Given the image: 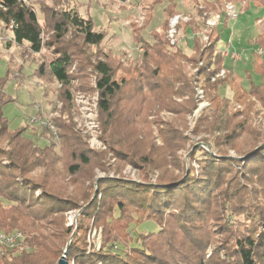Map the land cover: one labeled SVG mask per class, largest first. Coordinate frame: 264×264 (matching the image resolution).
<instances>
[{
    "label": "rangeland",
    "instance_id": "374dc122",
    "mask_svg": "<svg viewBox=\"0 0 264 264\" xmlns=\"http://www.w3.org/2000/svg\"><path fill=\"white\" fill-rule=\"evenodd\" d=\"M26 1L35 7L45 44L55 41L52 14L64 12L69 6L81 17L91 18L95 31L105 35L98 47L84 45L74 31L57 42L58 47L73 53L71 86L65 87L48 71L43 77L37 72L39 66L48 65L54 48L45 45L35 54L27 43L16 45L11 29L0 23V79L5 81L3 91L9 101L2 111L8 130L17 134L23 129L18 135L31 141L30 144L21 139L29 144H18L16 137L7 136L5 130L0 132V149L6 155H22L24 163L32 168L27 177L55 195L78 202L79 209L64 216L66 226L73 229L72 235L77 232L82 213L95 200L98 207L102 203V218L108 223L120 216L119 199L106 197L100 191L103 180H124L150 187L158 184L163 175L178 177L176 185L190 175L196 193L187 187L171 211L163 210L165 197L157 198L152 192L144 194L145 204L141 205L133 204L130 198H120L127 206V218L120 222L121 231L110 244L113 251L149 250L170 264H242L240 242L252 240L258 249L255 261L264 264V244H260L264 241V106L257 101L255 109H244L229 100L230 109H200L201 103L210 104L203 93L202 98L197 95L196 108L187 109L178 105L186 99L181 95L155 97L147 78L156 67L166 78L173 77V63L166 64L158 58L157 51L147 50L160 42L161 38L154 33L167 19L170 28L164 35L169 38L171 21L176 16L169 18L166 9L176 3L180 20L188 22L190 17L199 20L194 8L204 0ZM228 3L234 4L229 0L224 6ZM249 10L255 14L244 31L234 33L230 46L243 60L225 64L235 74L236 85L244 89H250V81L255 86L262 82L252 64L260 49L255 39L263 32L257 18L264 17V9L250 4ZM152 14L150 26L138 32ZM245 19L240 16L238 20ZM203 30L205 24L199 34L205 42ZM230 33L228 29L222 34L224 43ZM176 40L178 47L167 46L164 55L173 56L179 48L191 57L192 32L177 30ZM100 60L112 67L114 79L130 80L113 99L110 114L99 108L97 73L93 66ZM189 69L188 66L185 71ZM220 94L231 98L233 92L223 87ZM256 145L260 148L250 153ZM43 147L44 154L38 157L36 151ZM45 156H49L47 169L38 166ZM82 156L88 158V164ZM210 158L213 164L208 167ZM0 163L1 176L9 162L4 159ZM76 165L79 171L73 173L72 167ZM156 203L163 206L160 212ZM33 207L39 211L46 209ZM97 212L88 221L86 239L91 235L103 242L105 227L98 223ZM106 229L115 232L107 225ZM144 234L148 235L145 239L140 236Z\"/></svg>",
    "mask_w": 264,
    "mask_h": 264
},
{
    "label": "trees",
    "instance_id": "16d2710c",
    "mask_svg": "<svg viewBox=\"0 0 264 264\" xmlns=\"http://www.w3.org/2000/svg\"><path fill=\"white\" fill-rule=\"evenodd\" d=\"M69 1L71 2V0ZM226 1L229 0H204L195 4L194 8L200 21L193 17H190L188 22L179 21L176 30H183L184 33L190 31L193 34V54L191 57L179 48L178 52L173 56L164 55L167 54L164 53L166 47L171 46L168 36L164 35V31L170 28L168 19L160 25V30L154 33V36L156 38L160 37L161 40L152 46L148 45L147 50L157 51L158 58L160 60L164 59L166 64L169 62L173 63L172 78H166L161 75L157 71L159 67L153 68V74L149 77L147 76L151 92H153L155 97L161 98L169 94L181 95L182 98L186 99L181 105H178L187 109H195L197 106L196 88L199 87L203 90L206 100L210 101V106L207 109H230V101L239 103L244 109H255L257 101L264 106V17L257 18V21L261 22L263 32L258 34L255 39V43L258 44L263 53L261 55L255 53L252 64L256 73L262 79L261 84L255 86L250 81V89H244L241 85H236L235 74L231 70H227L224 78L213 81L220 71L225 68L226 59L220 50V45L222 33L228 29V24L231 22V19L224 13V2ZM232 1L234 5L243 4L240 11L242 9L243 11L248 10L250 4L264 9V0ZM34 8V5L27 1L0 0V23L11 29L13 42L16 45L21 46L27 43L35 54H39L45 45L49 48H54V54L50 58L48 65L39 66L37 72L43 77L48 71L61 85L70 87L71 76L69 71L73 64V53L68 48L58 47L59 44L57 42H62L69 33L74 31L82 38L84 45L98 47L104 41L105 35L103 32L95 31V23L91 18L81 17L75 8L69 6V9L64 12L52 14L51 28L55 41L45 44L43 26L40 24ZM215 10L218 11L217 13L222 14V20L217 27L208 32V42H202L199 36L202 32V25L205 24L211 12ZM165 12L169 18L179 15L178 5L172 3ZM152 16L153 14L149 16L138 32H142L150 26L149 24L153 20ZM46 25L48 24L46 23ZM175 46L178 47L177 44ZM188 66L190 69L189 72H186L185 70ZM93 67L97 73L96 89L99 92V108L103 113L110 114L113 99L122 91L125 85H128L130 80L117 81L114 79L112 67L104 60L98 61ZM248 77L250 79L249 75ZM175 86L176 89L174 88ZM4 87L5 81L0 79V132L6 130L7 136L16 137L15 141L18 140V144H25L27 143L26 141L31 144L29 139H22L18 135L23 129L19 130L17 134H12L8 130L9 125L2 111L3 106L9 102L7 100L8 96L3 91ZM223 87H227L233 92L231 98L221 96L220 89ZM172 89H175L174 93L171 92ZM21 139L25 140V143ZM258 146H254L249 152L252 153ZM40 149L36 151L38 157L44 154L43 150L46 148ZM48 157L42 158V164H38V166L47 169L49 167ZM206 157L210 156L206 155ZM4 159L9 162V166L6 167L7 171L5 173L2 172L0 176V231L7 233L20 231L26 236L31 251L15 257H4L1 259L0 264H57L69 242L70 247L67 258L68 260L75 259L76 264H94L97 262H103L104 264H170L169 262H164V259L160 258L158 254L149 250L133 248L128 253L113 251L114 246L110 244L117 239L116 235L121 231L119 228L120 222L127 218L125 217L127 206L124 205V200L120 198H130L133 204L139 203L141 205L145 204L144 194L152 192L157 198H163L164 196L165 199L162 202L165 207L163 210L171 211L179 203L187 187L190 188L188 190L196 193L195 183L193 179H189L190 175L179 185H176L179 180L178 177L163 175L158 184L150 187L124 180H103L100 183V191L106 197L119 199L117 202H119L118 210L120 211V216L113 223H108L106 218H102L104 213L102 203L98 207V202L95 200L82 213L78 222L77 232L72 235L73 229L66 226L64 216L69 211L78 210V202L65 196L55 195L42 184L36 183L27 177L26 175L31 173L32 168L28 166V163H24L21 154L6 155V152L0 149V162ZM82 160L85 164L89 163L88 158L85 156H82ZM207 161L208 167L213 164V159L210 158ZM0 164L2 165V163ZM76 171H79L78 165L72 167V172L75 173ZM36 192H40V194L34 199L32 196L36 195ZM176 193H178V196ZM133 197H136L137 200L131 199ZM172 197L174 200L170 202V199H173ZM3 202H7L9 205L4 206ZM33 206H44L46 209L39 211L33 209ZM155 207L159 208L157 211L160 212L163 206L160 207L156 203ZM98 208L99 212L96 211ZM96 212V218L99 217L97 219L98 223H103L105 227L102 249L87 255L86 233L88 221ZM130 220H134L133 214L130 216ZM106 225L115 230V232L109 233L110 231H107ZM140 236L145 239L148 235ZM141 237H139V241H142ZM260 244H264V241H261ZM138 250L142 251V253L138 252ZM257 250V243L252 240L240 242L238 251L242 264H257L255 261ZM262 259L264 260V256Z\"/></svg>",
    "mask_w": 264,
    "mask_h": 264
},
{
    "label": "built area",
    "instance_id": "2783aa9c",
    "mask_svg": "<svg viewBox=\"0 0 264 264\" xmlns=\"http://www.w3.org/2000/svg\"><path fill=\"white\" fill-rule=\"evenodd\" d=\"M26 1V0H22ZM243 4L240 6L242 7ZM240 8H238L236 5L233 3H228L224 7V13L231 19V21H236L238 20L240 16ZM222 20V14L216 13V14H211L210 17L205 21V31L203 30V40L205 42H208V32L213 29L214 27H217ZM180 21V17L176 16L174 19L171 21V29L169 31V38L171 40L172 46L176 45L177 40L175 41V34L177 33L176 27ZM258 55H261L263 53L262 49L260 48L257 52ZM223 56L225 59H229L232 63L236 64L241 62L242 55L236 52H230L228 49H225L222 51ZM227 74V70L223 68L220 73L216 76V78L213 79H219V78H224ZM197 90V95L198 97L202 98L203 97V90L200 89L199 87L196 88ZM207 105L204 103H201L199 105V108H204ZM49 128L51 130H55V127L52 124H48ZM72 225V224H71ZM87 243V255L92 254L94 252H98L102 249V242L100 237L98 238H93L91 235L88 236L86 239ZM116 248V247H115ZM31 251L30 246L27 243L26 236L21 233L20 231H13L10 233L0 231V261L4 257H15L18 255H21L23 253H29ZM69 264H76L75 259L68 260ZM94 264H104L103 262H97Z\"/></svg>",
    "mask_w": 264,
    "mask_h": 264
},
{
    "label": "crops",
    "instance_id": "0c3cea01",
    "mask_svg": "<svg viewBox=\"0 0 264 264\" xmlns=\"http://www.w3.org/2000/svg\"><path fill=\"white\" fill-rule=\"evenodd\" d=\"M242 4H236V6L238 7V8H240V10H241V6ZM253 14H255V12L254 11H250L249 9L248 10H246V11H243V9H242V11H241V13H240V16H242V17H244L245 16V21H242V20H236V21H231L229 24H228V29L231 31V33H230V38L228 39V41L226 42V43H224V41H223V38H222V41H221V45H220V50L221 51H223V50H225V49H228L230 52H233V51H231V45H232V39H233V36H234V33L235 34H239L240 32H242V31H244V29H246V26H247V23H248V20H250V18H251V16L253 15ZM239 16V17H240ZM239 19V18H238ZM259 24H261V22L260 21H257ZM228 29H226V30H228ZM225 30V31H226ZM224 31V32H225ZM223 32V33H224ZM222 33V34H223ZM231 62L229 59H226L225 60V64H226V62ZM232 63V62H231ZM227 70V69H226Z\"/></svg>",
    "mask_w": 264,
    "mask_h": 264
},
{
    "label": "water",
    "instance_id": "95a60500",
    "mask_svg": "<svg viewBox=\"0 0 264 264\" xmlns=\"http://www.w3.org/2000/svg\"><path fill=\"white\" fill-rule=\"evenodd\" d=\"M259 148H257L256 150H258ZM69 247H70V242L67 244V246H66V248L64 250V253L61 256V258L58 260L57 264H69L68 263V258H67Z\"/></svg>",
    "mask_w": 264,
    "mask_h": 264
},
{
    "label": "flooded vegetation",
    "instance_id": "af4514ba",
    "mask_svg": "<svg viewBox=\"0 0 264 264\" xmlns=\"http://www.w3.org/2000/svg\"><path fill=\"white\" fill-rule=\"evenodd\" d=\"M209 106H210V104H207L204 108L207 109ZM204 108H203V109H204Z\"/></svg>",
    "mask_w": 264,
    "mask_h": 264
}]
</instances>
